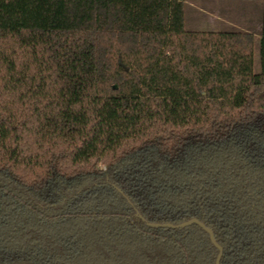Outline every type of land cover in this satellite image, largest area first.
Instances as JSON below:
<instances>
[{
    "label": "trees",
    "instance_id": "obj_1",
    "mask_svg": "<svg viewBox=\"0 0 264 264\" xmlns=\"http://www.w3.org/2000/svg\"><path fill=\"white\" fill-rule=\"evenodd\" d=\"M0 0V264H264V10Z\"/></svg>",
    "mask_w": 264,
    "mask_h": 264
},
{
    "label": "crops",
    "instance_id": "obj_2",
    "mask_svg": "<svg viewBox=\"0 0 264 264\" xmlns=\"http://www.w3.org/2000/svg\"><path fill=\"white\" fill-rule=\"evenodd\" d=\"M187 4L194 12L184 22L187 30L244 31L254 33L255 42L261 38L264 0H185Z\"/></svg>",
    "mask_w": 264,
    "mask_h": 264
},
{
    "label": "water",
    "instance_id": "obj_3",
    "mask_svg": "<svg viewBox=\"0 0 264 264\" xmlns=\"http://www.w3.org/2000/svg\"><path fill=\"white\" fill-rule=\"evenodd\" d=\"M198 224L200 225L205 231L208 232L209 236H210V239L212 241V243L218 248L219 252H218V255H217V258H216V263L215 264H220L221 262V257H222V254H223V247L218 243V241L216 240V237H215V234H214V231L212 230V228L208 227L205 223H203L202 221H200L199 219L197 218H191L189 220H186L184 222H181V223H177V224H174V223H158V222H147V224L149 226H152V227H173V228H181V227H186V226H189V225H192V224Z\"/></svg>",
    "mask_w": 264,
    "mask_h": 264
},
{
    "label": "rangeland",
    "instance_id": "obj_4",
    "mask_svg": "<svg viewBox=\"0 0 264 264\" xmlns=\"http://www.w3.org/2000/svg\"><path fill=\"white\" fill-rule=\"evenodd\" d=\"M191 3V2H190ZM193 4V3H191ZM193 6V5H191ZM189 4L185 6V22H190V19L194 18V12L193 9ZM189 28V24L187 26ZM260 38L255 42V57H254V67L255 71L259 72L261 69V63H260V43H259Z\"/></svg>",
    "mask_w": 264,
    "mask_h": 264
}]
</instances>
